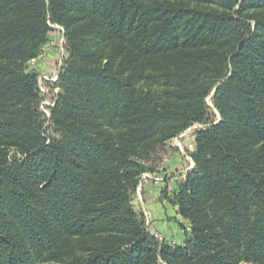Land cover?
<instances>
[{"label": "trees", "instance_id": "trees-1", "mask_svg": "<svg viewBox=\"0 0 264 264\" xmlns=\"http://www.w3.org/2000/svg\"><path fill=\"white\" fill-rule=\"evenodd\" d=\"M53 26L48 117L29 64ZM194 124L170 246L132 195ZM0 264H264V0H0Z\"/></svg>", "mask_w": 264, "mask_h": 264}, {"label": "rangeland", "instance_id": "rangeland-1", "mask_svg": "<svg viewBox=\"0 0 264 264\" xmlns=\"http://www.w3.org/2000/svg\"><path fill=\"white\" fill-rule=\"evenodd\" d=\"M58 31L55 30V35H53V39L50 42L49 48L45 49V56L41 59V64L38 65L33 64L32 62L29 64V69L34 71L38 74L53 77L56 73L59 72V68L57 63L61 57H63V50H65V43L64 45L61 44L60 39L61 37L58 36ZM66 56V53L65 55ZM57 88H55L56 90ZM59 92V89H58ZM55 97L54 93H49L45 97V101L43 102L44 109L46 110V104L53 102ZM210 109L209 113V120L210 121H217L219 120L220 116L217 110L214 107L212 96L208 98L207 101ZM203 126H207L206 124H202ZM50 137L55 140H61V136L59 133L54 132L53 129L49 132ZM189 136V135H188ZM186 136L182 139L174 138L173 140L167 142L165 146H159L156 148L154 152L150 153V158L145 161V163L151 168L144 172L141 176V180L136 188L135 193L132 195V204L134 205L136 211L138 213L144 214L141 209L140 202H142V192L144 187H147V190L150 189L149 187H166L163 192L161 193L162 196V203H158L159 212L165 213L167 215V225L163 226L161 224H156L155 230H151V222L152 218L150 216H154V214H150L146 212V219L150 218V227L149 231L156 235L157 238L164 242L166 241L170 246L176 245H183L187 236L191 231V224L189 221L183 219L178 220L176 218V214L173 211L174 206L170 204L168 198L163 196V193L166 191L169 198H173L174 193L178 190L179 183L183 182L186 179L187 172L193 167H195L194 160L192 155L195 151L191 154L189 150H187L185 143L189 140H193L195 137L193 136ZM179 162L177 163V161ZM181 160V161H180ZM144 176H149L152 178L150 180L143 181ZM167 180V182H166ZM153 184L151 186V184ZM168 183V184H167ZM167 186L169 188H167ZM138 187H143L142 190L139 192ZM151 196V195H150ZM140 201V202H139ZM158 219V218H154ZM157 221V220H156ZM167 239V240H166Z\"/></svg>", "mask_w": 264, "mask_h": 264}, {"label": "crops", "instance_id": "crops-1", "mask_svg": "<svg viewBox=\"0 0 264 264\" xmlns=\"http://www.w3.org/2000/svg\"><path fill=\"white\" fill-rule=\"evenodd\" d=\"M48 46H47V49L49 48ZM41 62L42 61L39 58L36 61H33L32 63L38 65V63L41 64ZM185 146H186L187 150H189L192 154L196 150L195 138L193 140L187 141V143H185ZM178 162H179V160L177 161V163ZM166 182H167V180H166ZM152 185L153 184H151V186ZM149 188L150 189L147 190V187H144V190L142 192V200H141L142 202H140V201L139 202H140L141 209L145 215H146V212H148L150 214H154L153 217L149 215V217L152 218L151 219L152 220L151 230L153 231V230H155L156 224H161L162 226H163V224H164V226L167 225V220H165V219H167V215L165 213L159 212V209H158V203L159 202H160L159 204L162 203L161 202L162 201L161 193L163 192V190L166 187H154V186H152ZM167 188H169V187L167 186ZM173 211L176 214V218H178V220H181L182 218L177 214V207H174ZM150 218H148V221L150 220ZM154 218H158V219H154Z\"/></svg>", "mask_w": 264, "mask_h": 264}, {"label": "built area", "instance_id": "built-area-1", "mask_svg": "<svg viewBox=\"0 0 264 264\" xmlns=\"http://www.w3.org/2000/svg\"><path fill=\"white\" fill-rule=\"evenodd\" d=\"M53 29L58 31V34H59L58 36L61 37V39H60L61 44H63V45H64V43L66 44V42H65V31H64V29L62 27H60V26H53ZM48 45H50V43ZM65 53H66V50H63V57H61L59 59L58 63H57V66L59 68V72H60L61 66H62L63 61H64V58H65V56H64ZM44 56H45V53L42 56H40L39 58L42 59ZM34 61H36V60H34ZM59 72L56 73V75H54L53 77H49V76H45V75L39 74V88H40V91L42 93H44L45 95H47L49 93H54L55 96H56V94H58V89H56V90L55 89H51V88L48 87V84L49 83H55L57 81L58 76H59ZM44 101H45V99H44ZM55 101H56V97H54L52 104L51 103L50 104L47 103L46 104V110L44 109L43 102H42L41 108L46 113V115L48 117H50V110L48 109V107H54ZM204 127L205 126H203L202 124H194L192 127H190L189 129H187L184 133H182L179 137H177V139H182V138H184V137H186L188 135L189 136H193V135H195V133L198 130L203 129ZM193 168H194V165H193V167L189 171L193 170ZM150 179H152V178H149V176H144L143 181L150 180ZM142 188L143 187H138L139 192L142 190ZM147 225L148 226L150 225V222L149 221H147Z\"/></svg>", "mask_w": 264, "mask_h": 264}]
</instances>
